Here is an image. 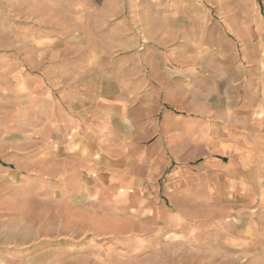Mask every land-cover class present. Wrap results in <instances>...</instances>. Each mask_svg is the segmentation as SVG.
Instances as JSON below:
<instances>
[{
	"label": "rangeland",
	"instance_id": "obj_1",
	"mask_svg": "<svg viewBox=\"0 0 264 264\" xmlns=\"http://www.w3.org/2000/svg\"><path fill=\"white\" fill-rule=\"evenodd\" d=\"M220 13L264 19V0H0V264H264V137L235 150L218 136L217 154L196 136L187 150L179 141L174 165L194 174L141 168L124 199L102 183L100 197L76 199L70 173L58 182L31 155L45 100L72 79L117 73L160 34L169 49L208 44L197 17Z\"/></svg>",
	"mask_w": 264,
	"mask_h": 264
},
{
	"label": "crops",
	"instance_id": "obj_2",
	"mask_svg": "<svg viewBox=\"0 0 264 264\" xmlns=\"http://www.w3.org/2000/svg\"><path fill=\"white\" fill-rule=\"evenodd\" d=\"M219 18L197 17L208 44L169 49L160 34L152 39L156 45L120 62L117 73L72 79L68 91L45 100L48 126L31 155L53 167L58 182L70 173L76 199L100 197V183L107 197L124 199L121 193L141 183V168H172V179L183 183L194 174L174 165L179 141L187 150L196 136L217 154L218 136L231 135L239 142L233 149H253L246 142L264 137V19L255 13ZM218 167L208 161L202 169Z\"/></svg>",
	"mask_w": 264,
	"mask_h": 264
}]
</instances>
